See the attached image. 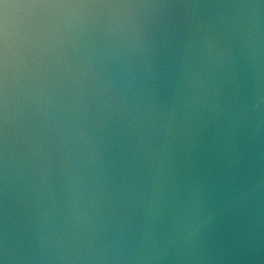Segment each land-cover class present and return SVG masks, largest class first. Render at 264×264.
I'll list each match as a JSON object with an SVG mask.
<instances>
[{"label": "water", "instance_id": "1", "mask_svg": "<svg viewBox=\"0 0 264 264\" xmlns=\"http://www.w3.org/2000/svg\"><path fill=\"white\" fill-rule=\"evenodd\" d=\"M0 264H264V0H0Z\"/></svg>", "mask_w": 264, "mask_h": 264}]
</instances>
